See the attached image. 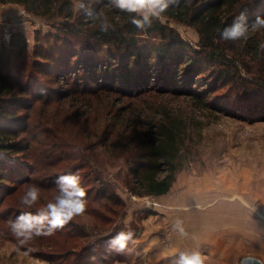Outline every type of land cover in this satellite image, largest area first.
I'll return each instance as SVG.
<instances>
[{
    "label": "trees",
    "instance_id": "16d2710c",
    "mask_svg": "<svg viewBox=\"0 0 264 264\" xmlns=\"http://www.w3.org/2000/svg\"><path fill=\"white\" fill-rule=\"evenodd\" d=\"M76 1L103 11L115 30L99 31ZM0 3L21 4L51 20L63 18L52 24L54 32L37 31L31 49L20 31H12L8 39L0 35V236L18 243L9 219L53 201L59 175L78 172L87 193L83 215L57 230L56 237H37L28 244L36 247L37 241L47 239L54 249L45 257L51 263L53 255H76L78 240L89 237L86 230L108 235L92 241L101 247L122 231H131L133 239L142 232L134 225L116 227L127 200L118 196L108 177L112 158L126 166L124 184L130 195L161 196L172 188L185 161L187 125L158 96L187 95L198 107H211L207 100L218 88L233 87L264 107V84L254 80L264 74L251 71L252 62L264 63L263 39L248 35L227 42L219 35L242 11L249 22L261 17L259 2L252 6L250 0H175L143 31L108 0ZM169 21L197 29V45L184 40ZM243 68L254 79L241 74ZM32 185L39 187L40 200L28 209L20 201ZM59 236L69 248L63 254L59 244L53 246ZM89 248L93 246L82 249Z\"/></svg>",
    "mask_w": 264,
    "mask_h": 264
},
{
    "label": "rangeland",
    "instance_id": "374dc122",
    "mask_svg": "<svg viewBox=\"0 0 264 264\" xmlns=\"http://www.w3.org/2000/svg\"><path fill=\"white\" fill-rule=\"evenodd\" d=\"M250 2L252 6L259 2V15L264 17V0ZM79 3L76 1L77 6ZM62 20V17L51 20L46 16L36 15L18 3H0V35L8 39L12 31H20L25 35L29 49L34 44L37 31L52 33V24ZM162 21L166 23L167 19ZM168 24L184 40L193 46L197 45L200 38L197 29L181 22L169 21ZM248 35H256L264 41V30H250ZM251 71L263 75V61L252 62ZM241 74L254 79L246 73L245 68L241 70ZM254 80L264 84V78L259 75ZM193 87L197 89L196 86ZM243 96L245 93L242 89L218 88L207 100L211 107H198V103H194L187 95L158 96L172 112L185 118V161L167 194L136 197L129 194L124 184L126 166L112 158L113 166L108 169V177L116 185L118 196L127 200V209L116 227L124 229L134 225L142 231L139 237L129 243L124 253L112 252L108 240L103 245L107 250L104 260L101 254L104 247L92 244V241L108 235L89 229L86 230L89 237L78 240L76 255L72 251L68 258L61 259L58 255H53L54 262L51 263L45 257L52 256L50 253L54 249L48 247L47 239L39 240L36 247H31L20 246L17 242L0 236V264H170V260L178 252L161 259L156 253L170 247L169 244L173 242H179V247H187L190 252L198 249L206 257L205 264H220L219 247L232 245L234 242L240 245L236 246L247 249L240 256L243 262L248 259V254H263L264 119L259 117H264V107H257L252 95L247 96L248 98ZM260 96L262 95L256 97ZM240 98L243 99L239 100ZM145 105L143 107L147 108ZM69 131L71 129L66 128V132ZM173 205H189L186 210L195 215L189 226L197 227L196 232L191 228L182 239L175 237L174 231L170 229L171 222L167 218V222H164V217H171L169 213L173 211L170 209ZM208 210H211L209 214ZM198 213L200 215L196 217ZM59 239H53V246L59 244V251L62 250L63 254L69 248H66L65 238L59 236ZM84 245H92L93 248L83 251ZM95 247L98 251H95ZM234 253L229 251L226 256ZM244 255L248 257L243 258Z\"/></svg>",
    "mask_w": 264,
    "mask_h": 264
},
{
    "label": "clouds",
    "instance_id": "9594fccd",
    "mask_svg": "<svg viewBox=\"0 0 264 264\" xmlns=\"http://www.w3.org/2000/svg\"><path fill=\"white\" fill-rule=\"evenodd\" d=\"M175 0H108L111 8L120 13H127L130 22L138 30H146L152 26L153 20L165 13ZM80 8L85 10L86 17L98 26L99 31L109 33L114 31V25L103 11L86 8L83 2ZM264 30V17H257L249 22L247 13L242 11L233 22L220 33V38L227 42H238L247 39L249 31ZM58 195L54 202L36 211H21L15 219H9L10 232L20 246L28 245L34 238L52 236L57 230L63 229L76 216L86 212L87 193L81 186L78 172L59 175L56 178ZM40 200V189L36 185L30 186L21 198L20 203L32 209ZM182 222L177 220L173 225L181 236H186ZM133 240V233H117L109 244L112 250L124 253ZM31 251V249H29ZM206 257L199 251H180L170 260V264H205Z\"/></svg>",
    "mask_w": 264,
    "mask_h": 264
},
{
    "label": "crops",
    "instance_id": "0c3cea01",
    "mask_svg": "<svg viewBox=\"0 0 264 264\" xmlns=\"http://www.w3.org/2000/svg\"><path fill=\"white\" fill-rule=\"evenodd\" d=\"M187 206H189V205H183L181 207H180V205H173L170 208L173 211H170V213H169L171 217L170 218H169V216L168 217H164V222H167V220L169 222H171L170 229L172 230V232L174 231L175 237H178V238H181V239H182L183 236H181L180 233L177 230H174L173 225L175 223H172L173 221L174 222H176L177 220L181 221L182 222L181 226L184 228L185 232L191 231V228L195 229V232H196V228H197L195 226H189L190 220L195 215L193 214L194 212L192 214H190V211L186 210L188 208ZM174 209H176V210H174ZM209 211H211V210H208L207 214H209L208 213ZM199 215L200 214L198 213L196 215V217L199 216ZM166 218H167V220H166ZM198 231H199V229H198ZM236 235H237V233H236ZM142 239H140V240H142ZM234 240H235V238H234ZM231 243H232V241H231ZM234 243L232 245H221L219 247V250H220L219 252H221L219 254L220 264H248V262L251 259V257L259 259L262 262V264H264V253L263 254H257V253L248 254L249 257H248V255H244L243 258L248 257V259H244L246 261L243 262L240 259V256L243 255L244 251H246L247 249L245 247H242V246L238 247L240 245L237 244V243H235V244ZM236 245H238V246H236ZM169 246L170 247H166L165 249H161L158 253H156V256L161 259V258L167 257V255H170L171 253L180 252V251H189V248H187V247L186 248L185 247H179L180 246L179 242H176V243L173 242V244H169ZM262 247H263V251H264V244H263ZM197 251H198V249H197ZM229 251L231 253L232 252H235V253L232 254L231 256H226V254H229Z\"/></svg>",
    "mask_w": 264,
    "mask_h": 264
},
{
    "label": "water",
    "instance_id": "95a60500",
    "mask_svg": "<svg viewBox=\"0 0 264 264\" xmlns=\"http://www.w3.org/2000/svg\"><path fill=\"white\" fill-rule=\"evenodd\" d=\"M248 264H262V262L257 258H252L249 260Z\"/></svg>",
    "mask_w": 264,
    "mask_h": 264
}]
</instances>
